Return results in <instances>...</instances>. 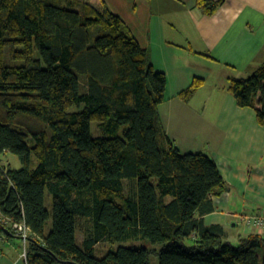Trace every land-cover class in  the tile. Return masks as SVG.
I'll return each mask as SVG.
<instances>
[{
  "label": "trees",
  "instance_id": "trees-1",
  "mask_svg": "<svg viewBox=\"0 0 264 264\" xmlns=\"http://www.w3.org/2000/svg\"><path fill=\"white\" fill-rule=\"evenodd\" d=\"M221 3L196 0L208 15ZM166 82L105 0H0V156L22 164L0 167V213L28 226L27 264H150L151 252L158 264H264L263 234L233 244L204 225L227 185L212 158L165 134ZM227 90L264 125V63ZM128 240L162 246L117 245Z\"/></svg>",
  "mask_w": 264,
  "mask_h": 264
},
{
  "label": "crops",
  "instance_id": "crops-1",
  "mask_svg": "<svg viewBox=\"0 0 264 264\" xmlns=\"http://www.w3.org/2000/svg\"><path fill=\"white\" fill-rule=\"evenodd\" d=\"M148 50L155 70L166 76L158 110L163 130L181 153L212 158L227 190L213 196L204 225L222 226L225 240L250 233L240 214L264 212V125L250 107L236 105L227 90L264 63V0H222L204 14L196 0H105ZM194 79L202 83L183 100L179 93ZM0 228V264H26L7 227ZM231 242V241H230Z\"/></svg>",
  "mask_w": 264,
  "mask_h": 264
},
{
  "label": "rangeland",
  "instance_id": "rangeland-1",
  "mask_svg": "<svg viewBox=\"0 0 264 264\" xmlns=\"http://www.w3.org/2000/svg\"><path fill=\"white\" fill-rule=\"evenodd\" d=\"M83 105L82 104H79L78 106H73L71 107V111L73 110H76V109H82ZM91 134L93 136H96L98 135V131H97V122H91ZM37 163V159L33 156V165ZM2 166H5V167H10V168H13V169H19L22 167V164L18 158V156L14 153H11V152H7V153H4L3 155L0 156V167ZM47 193V197H46V200H45V206L47 208H49V211L51 209V197L48 195V192ZM51 212V211H50ZM51 218L49 219L48 221V224H47V228H46V231L48 232L51 228ZM5 227V226H4ZM9 229V228H8ZM10 230V229H9ZM81 236L79 233L76 234V240H77V243L79 245L82 244V240H81ZM230 241L233 243V244H238V240H235L233 238H229ZM17 243H18V248L20 247V249L22 250L21 253L23 252V241L21 238H18V239H14ZM186 243H190V240H186L185 241ZM127 245V246H142V245H145L146 247H148L150 250L151 249H158L162 246L161 243H158V244H150L149 242H146L144 240H140V241H133V240H128V241H125V242H119L117 243V245ZM108 244H104V243H99L95 250H94V254L96 256H102L103 254L106 253V250L109 249L108 248ZM26 260L25 259V263H26ZM149 262L150 264H158V257L157 255L155 254V252H151L150 255H149ZM27 264V263H26Z\"/></svg>",
  "mask_w": 264,
  "mask_h": 264
},
{
  "label": "built area",
  "instance_id": "built-area-1",
  "mask_svg": "<svg viewBox=\"0 0 264 264\" xmlns=\"http://www.w3.org/2000/svg\"><path fill=\"white\" fill-rule=\"evenodd\" d=\"M239 221L248 228L261 229L264 227V212L259 215L240 214ZM0 224L10 229V231L22 239L23 252L21 256L26 259V241L30 235V230L24 221H15L0 213Z\"/></svg>",
  "mask_w": 264,
  "mask_h": 264
},
{
  "label": "water",
  "instance_id": "water-1",
  "mask_svg": "<svg viewBox=\"0 0 264 264\" xmlns=\"http://www.w3.org/2000/svg\"><path fill=\"white\" fill-rule=\"evenodd\" d=\"M0 228L5 229L3 226H0ZM6 230V229H5Z\"/></svg>",
  "mask_w": 264,
  "mask_h": 264
}]
</instances>
